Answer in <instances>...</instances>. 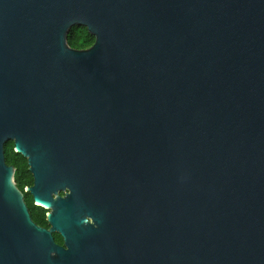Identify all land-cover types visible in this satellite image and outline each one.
<instances>
[{"label":"water","instance_id":"obj_1","mask_svg":"<svg viewBox=\"0 0 264 264\" xmlns=\"http://www.w3.org/2000/svg\"><path fill=\"white\" fill-rule=\"evenodd\" d=\"M0 264H264V0H0Z\"/></svg>","mask_w":264,"mask_h":264},{"label":"trees","instance_id":"obj_2","mask_svg":"<svg viewBox=\"0 0 264 264\" xmlns=\"http://www.w3.org/2000/svg\"><path fill=\"white\" fill-rule=\"evenodd\" d=\"M93 37L83 27L73 26L66 36V44L74 50H83L93 43ZM3 158L7 166L13 168V181L16 189L22 194L23 203L29 213L31 221L38 227L47 229L46 210L33 205L31 196L23 192L25 187L32 184V178L28 171L26 159L19 153L14 152L13 143L8 141L3 145ZM56 244L61 245L62 240L56 233L52 235Z\"/></svg>","mask_w":264,"mask_h":264},{"label":"flooded vegetation","instance_id":"obj_3","mask_svg":"<svg viewBox=\"0 0 264 264\" xmlns=\"http://www.w3.org/2000/svg\"><path fill=\"white\" fill-rule=\"evenodd\" d=\"M31 186V185H30ZM29 187V186H28ZM28 187H25V188H28ZM24 188V189H25ZM24 189H23V192H26V191H24ZM60 193V195L59 196H63L64 195V193L63 192H59ZM22 195V194H21ZM22 199H23V197H22ZM33 205H35L34 204V202H33ZM36 206V205H35ZM46 209V208H45ZM46 210H48V209H46ZM47 212V211H46ZM88 221V220H87ZM52 235H53V233H52Z\"/></svg>","mask_w":264,"mask_h":264},{"label":"rangeland","instance_id":"obj_4","mask_svg":"<svg viewBox=\"0 0 264 264\" xmlns=\"http://www.w3.org/2000/svg\"><path fill=\"white\" fill-rule=\"evenodd\" d=\"M24 191H25V189H24ZM58 195H60V193H58ZM54 196V195H53Z\"/></svg>","mask_w":264,"mask_h":264},{"label":"bare ground","instance_id":"obj_5","mask_svg":"<svg viewBox=\"0 0 264 264\" xmlns=\"http://www.w3.org/2000/svg\"><path fill=\"white\" fill-rule=\"evenodd\" d=\"M44 208H46V207H44ZM46 209H49V208H46Z\"/></svg>","mask_w":264,"mask_h":264}]
</instances>
